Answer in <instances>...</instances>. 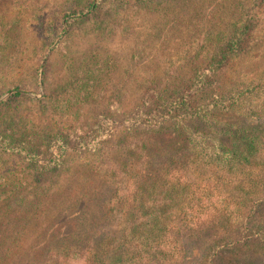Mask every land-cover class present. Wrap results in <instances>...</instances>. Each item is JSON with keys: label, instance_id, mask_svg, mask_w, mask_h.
<instances>
[{"label": "trees", "instance_id": "16d2710c", "mask_svg": "<svg viewBox=\"0 0 264 264\" xmlns=\"http://www.w3.org/2000/svg\"><path fill=\"white\" fill-rule=\"evenodd\" d=\"M180 1L66 0L53 25H40V36L53 52L59 51L87 24L102 30L109 25L110 34L121 32L132 20L131 11L149 18ZM237 1L238 11L226 9L195 40L198 67L190 80L180 86L177 80L168 84L155 76L161 84L145 87L133 110L113 102L102 110L96 107L88 117L86 105L101 73L72 65L69 84L74 87L62 99L67 104L55 100L49 110H67L73 103V120L39 133L27 129L22 113L10 109L35 98L20 87L9 92L0 102V166L13 162L0 174V264H186L180 235L207 229L214 234L202 264H247L230 258L233 253L264 256V78L248 83L228 75L237 61L259 47L264 50V0ZM3 58L0 51V63ZM41 69L43 86L51 71L49 59ZM237 117L256 119L258 125H237ZM94 173H102L104 189H112L103 202L112 211H103L102 218L121 217L122 232L82 230L78 237H83L75 241L69 231L82 217L68 208L67 183L80 182L75 190L79 200L88 197L86 203L98 205L107 192L100 193L101 184L89 179ZM30 202L50 209L42 232L52 223L62 228L40 235L38 247L21 251L23 235L6 233L3 227L7 221L21 225L14 214Z\"/></svg>", "mask_w": 264, "mask_h": 264}, {"label": "rangeland", "instance_id": "374dc122", "mask_svg": "<svg viewBox=\"0 0 264 264\" xmlns=\"http://www.w3.org/2000/svg\"><path fill=\"white\" fill-rule=\"evenodd\" d=\"M65 1L0 0V51L4 56L0 63V96H2L0 102L17 87L30 92L35 100L23 104L17 103V106L20 104L18 108L13 105L10 109L22 113L20 115L22 123L27 129L32 127L39 133L48 131V126L60 128L64 125L60 123L73 120L72 115H75L73 103L67 110H49L57 105L55 100H59L57 103L62 106L67 104L62 99L70 87H74L69 84L72 81L69 72L72 65L75 66L74 68L88 67L90 69H87L88 71H93L97 75L101 73L102 80L97 92L91 99V104L86 105L88 117H91L96 107L104 109L113 102L127 110H133L140 105L145 87L146 89L159 87L161 84V81L156 83L153 80L155 76L160 80H168V84L177 80L180 86L190 80L198 67V62L193 59V49L199 34L213 27L221 16L224 17L226 9L233 8L238 11L237 0H181L170 5L169 9L167 6L164 11L149 18H144L145 15L133 10L130 12L132 20L128 21L123 31L110 34L109 25L102 30L95 23L87 24L71 34L61 50L53 52L47 44H43L39 27L42 23H46L47 26L53 25L62 14ZM235 14L236 12H233L232 17ZM261 44L264 46V41ZM46 59L50 60L51 71L46 77V84L41 86L39 81L44 78L41 66ZM228 75L234 80L237 78L248 83L263 79L264 50L259 47L251 56L237 61ZM50 101L54 102L49 103ZM240 120V123L235 124L253 127L258 125L256 119L244 121L237 117L234 122ZM163 160L164 158L157 160L161 161L159 165L163 164ZM168 162H170L169 155ZM12 163L10 162L8 166L11 167ZM14 165L15 168H21L16 162ZM9 167L6 164L0 166V174H4ZM101 175L102 173L98 175L94 173L93 177L89 178L96 184H101L100 193L107 192L104 199L98 200V205H93L94 201L86 203L88 197L84 199L86 204L82 205L84 200H79L75 194V190L81 188L80 182L72 183L71 180V184L67 183V192L72 198L71 206L68 208L80 211L82 217H77L75 220L70 217L77 222V227L69 231L75 235V241L83 237H78L80 232L81 235L84 233L82 230L86 232L90 229L92 230L90 233H96L94 235L99 233V229H103L104 234L114 236L122 232L121 217L114 215L102 218L103 211H105L104 215L112 211L107 208V204L103 205V202L110 198L112 189L111 187L104 189L103 185L106 182L100 178ZM70 176L75 179L74 172L70 173ZM59 185L52 191H57ZM93 187L96 186L92 185L91 188ZM38 191L42 196L48 195L45 190ZM79 196L83 198L84 194ZM79 204L82 205L81 208ZM18 207V213L14 215L17 216L18 221H21V225L7 221L3 229L6 233L23 235L24 243L19 246L21 251L38 247L41 244L40 235H47L48 232L55 230L61 231L62 226L52 223L45 232H42L41 226L46 220L45 216L50 217L49 208L45 209L42 206L38 208L33 202ZM86 224L91 226L87 227ZM213 234L211 229H207L199 233L183 232L180 235L185 247L186 264H202L209 252ZM230 258L247 264H264V256L259 253L248 255L233 253Z\"/></svg>", "mask_w": 264, "mask_h": 264}]
</instances>
